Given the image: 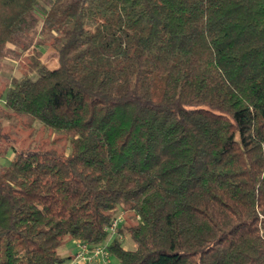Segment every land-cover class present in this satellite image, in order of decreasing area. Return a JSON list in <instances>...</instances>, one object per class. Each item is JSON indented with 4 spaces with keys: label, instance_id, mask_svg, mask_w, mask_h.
<instances>
[{
    "label": "trees",
    "instance_id": "obj_1",
    "mask_svg": "<svg viewBox=\"0 0 264 264\" xmlns=\"http://www.w3.org/2000/svg\"><path fill=\"white\" fill-rule=\"evenodd\" d=\"M22 43L0 91V264H64L117 209L120 264H264V0H0V56ZM16 116L68 149L17 148Z\"/></svg>",
    "mask_w": 264,
    "mask_h": 264
},
{
    "label": "rangeland",
    "instance_id": "obj_2",
    "mask_svg": "<svg viewBox=\"0 0 264 264\" xmlns=\"http://www.w3.org/2000/svg\"><path fill=\"white\" fill-rule=\"evenodd\" d=\"M35 31L31 32L29 34V38L31 35L34 34ZM23 42L27 43L29 42V39H27V36H23L22 40ZM24 43L20 44L19 46H14V51H10L13 46L8 47L6 56H0V91L4 88L6 82H8L12 75L20 76L21 73H23L26 69L27 62L30 61V58L34 54L35 50L31 46V48L27 51H21L20 46H22ZM46 46H48L47 43H45ZM34 46V45H33ZM46 46L40 45L44 51H46ZM38 48V47H37ZM21 52V53H18ZM54 50L53 48H49L47 53H45V57L43 60H50V64H55L54 58ZM48 60V61H49ZM1 102L4 104V95L0 98ZM2 107L0 106V112ZM8 120H4L2 129L3 131H10L12 132V135L16 137V141L14 145L17 148L26 149L28 147L33 146H48V147H55L59 151H66L68 149V138L64 134L57 133L52 128L43 125L38 120H32L28 118L27 116L21 117L16 116L14 121H12V124H9ZM8 146L7 143L4 141L0 142V167L8 165L10 163V160L12 158L13 152L11 147ZM120 210L117 209L115 211L114 215L120 214ZM127 216V217H126ZM125 216L124 213H122V217L127 218V222L124 223L121 230V237L120 240L122 241V245L126 249H134L135 243L131 239L129 233H128V226L132 223V215L130 213H127ZM121 224H119L120 226ZM109 235V234H108ZM116 236L107 237L101 245H109L112 239H114ZM73 243V242H72ZM71 245V243H69ZM73 246V245H72ZM76 252V249H75ZM110 264H120L119 261L114 257L110 256Z\"/></svg>",
    "mask_w": 264,
    "mask_h": 264
},
{
    "label": "built area",
    "instance_id": "obj_3",
    "mask_svg": "<svg viewBox=\"0 0 264 264\" xmlns=\"http://www.w3.org/2000/svg\"><path fill=\"white\" fill-rule=\"evenodd\" d=\"M123 220L122 213L113 217L110 224L105 228L109 233V237H121L119 233V224ZM109 251L108 245L95 244L88 242L76 241V252L73 254L70 264H93L99 259L108 261Z\"/></svg>",
    "mask_w": 264,
    "mask_h": 264
},
{
    "label": "crops",
    "instance_id": "obj_4",
    "mask_svg": "<svg viewBox=\"0 0 264 264\" xmlns=\"http://www.w3.org/2000/svg\"><path fill=\"white\" fill-rule=\"evenodd\" d=\"M2 105H3V103L1 102V99H0V106L2 107ZM120 212L123 213L121 210H120ZM124 214L126 216L127 213H124ZM126 217H124L123 220L120 222V224H121L119 226V232L120 233H121V230H122V226L124 225L125 222H127V218ZM69 243H71V245ZM75 249H76V241L75 240H68L59 248V252L63 256H70V259L68 261H66L64 264H70V260H71V258L73 256V254L75 253ZM110 256L111 255L109 254V257ZM109 257H108V261L107 262L105 260H103V259H99L93 264H110L111 261H110Z\"/></svg>",
    "mask_w": 264,
    "mask_h": 264
}]
</instances>
